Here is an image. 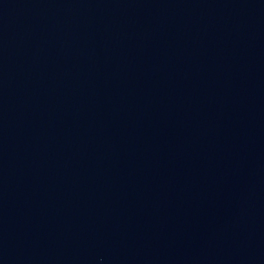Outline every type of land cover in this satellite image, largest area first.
I'll use <instances>...</instances> for the list:
<instances>
[{"label": "water", "instance_id": "95a60500", "mask_svg": "<svg viewBox=\"0 0 264 264\" xmlns=\"http://www.w3.org/2000/svg\"><path fill=\"white\" fill-rule=\"evenodd\" d=\"M0 264H264V0H0Z\"/></svg>", "mask_w": 264, "mask_h": 264}]
</instances>
